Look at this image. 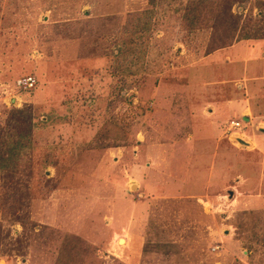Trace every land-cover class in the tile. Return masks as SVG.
I'll use <instances>...</instances> for the list:
<instances>
[{
    "label": "rangeland",
    "instance_id": "rangeland-1",
    "mask_svg": "<svg viewBox=\"0 0 264 264\" xmlns=\"http://www.w3.org/2000/svg\"><path fill=\"white\" fill-rule=\"evenodd\" d=\"M0 264H264V0H0Z\"/></svg>",
    "mask_w": 264,
    "mask_h": 264
},
{
    "label": "crops",
    "instance_id": "crops-1",
    "mask_svg": "<svg viewBox=\"0 0 264 264\" xmlns=\"http://www.w3.org/2000/svg\"><path fill=\"white\" fill-rule=\"evenodd\" d=\"M241 105V110L242 109H244L243 108V105L242 104H240ZM217 106H218V104H217ZM240 110V111H241ZM243 111V110H242ZM220 110H217V107L216 106H214V108L212 109V110H210V114H211V116H210V118L208 117L207 119H209V120H207L210 124V127H211V129H212V127L213 128H216V130H218L219 128H218V125H219V122H220V120H222V117L223 116H221L220 115ZM250 112V111H249ZM249 112L247 111V109L245 108V110L242 112V114H245V117L246 118H249V116L250 115H248L249 114ZM217 126V127H216ZM215 129H213V131H214Z\"/></svg>",
    "mask_w": 264,
    "mask_h": 264
},
{
    "label": "trees",
    "instance_id": "trees-1",
    "mask_svg": "<svg viewBox=\"0 0 264 264\" xmlns=\"http://www.w3.org/2000/svg\"><path fill=\"white\" fill-rule=\"evenodd\" d=\"M19 121H21V119L18 118V122ZM16 134H18L16 137L18 139H16L15 144L11 147V150H12L11 156H13V158L16 157V159H18V157H21L19 154L20 149H22L23 147L25 148L27 146V144H26V142L24 143V141H23V139L26 137V135L24 137L23 133H21V132L19 133L18 131L16 132ZM24 145H26V146H24ZM2 158H4V156Z\"/></svg>",
    "mask_w": 264,
    "mask_h": 264
},
{
    "label": "built area",
    "instance_id": "built-area-1",
    "mask_svg": "<svg viewBox=\"0 0 264 264\" xmlns=\"http://www.w3.org/2000/svg\"><path fill=\"white\" fill-rule=\"evenodd\" d=\"M25 82L28 86H33L35 84V79L33 77H28L25 79ZM241 121L233 120L231 127H241Z\"/></svg>",
    "mask_w": 264,
    "mask_h": 264
},
{
    "label": "bare ground",
    "instance_id": "bare-ground-1",
    "mask_svg": "<svg viewBox=\"0 0 264 264\" xmlns=\"http://www.w3.org/2000/svg\"><path fill=\"white\" fill-rule=\"evenodd\" d=\"M236 137L238 138V140H239L240 142L247 143V141H245L244 139H242L240 135H237V134H236ZM117 240H118L119 243H122V244L126 243V238H125V236H122V237H121L120 235H118V236H117Z\"/></svg>",
    "mask_w": 264,
    "mask_h": 264
}]
</instances>
